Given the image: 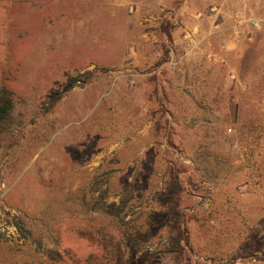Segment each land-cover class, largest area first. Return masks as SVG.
<instances>
[{
	"label": "rangeland",
	"instance_id": "obj_1",
	"mask_svg": "<svg viewBox=\"0 0 264 264\" xmlns=\"http://www.w3.org/2000/svg\"><path fill=\"white\" fill-rule=\"evenodd\" d=\"M2 86L15 108L0 135V264H187L139 262L160 238L134 254L94 208L133 184L141 236L179 169L189 264H264V0H0ZM18 217L65 257L23 238Z\"/></svg>",
	"mask_w": 264,
	"mask_h": 264
},
{
	"label": "trees",
	"instance_id": "obj_2",
	"mask_svg": "<svg viewBox=\"0 0 264 264\" xmlns=\"http://www.w3.org/2000/svg\"><path fill=\"white\" fill-rule=\"evenodd\" d=\"M166 52L168 53L169 49H167ZM96 73L97 71L93 70L86 71L77 76H72L60 87L52 90L48 95L47 100L49 108L54 107L62 99L65 93L78 85L82 79L91 80ZM14 108L15 100L12 90L5 86L0 87V135L11 128L14 122ZM181 172L182 170L180 169L172 172L166 189H162L163 191L157 193L161 195L158 197V205L157 207L150 208L147 215V221L153 220L154 222L147 223L145 220L146 223L144 222L142 225L143 227L140 230L141 236L136 238H133V236L129 234L128 226L130 221L127 220V217L130 214H132L137 208L142 207L141 198L137 195L133 184L128 185L120 192L119 201H108L107 196L104 195H101V198H97L96 200V206H94V208L107 218L113 220V222L117 223V233L119 238H122L125 241V244L130 247V250L134 252V254L138 251L136 245L142 246L144 241L149 243L155 237L160 238L157 242H152L154 245L152 253H146L144 256L139 257V262L152 261L153 258L158 255L167 254L174 256L178 260L185 261L187 264H189L192 259L188 250L190 242V230L188 226L189 215L183 204L185 186ZM14 224L23 233V238H27L35 243L37 249L42 251L43 254H47L52 261H58L65 257L61 251L54 248H49L48 252L45 253L48 245L52 244L56 247L60 245L59 236L49 239V237L42 232H40L39 235H36L34 229L28 227L26 222L19 217L15 218ZM108 236L113 238V235L107 233L105 239H107ZM112 246L113 247L110 248L111 251H116V247L118 249V245ZM106 247H109L108 244H106ZM69 260L74 262L71 258ZM39 264H42V261Z\"/></svg>",
	"mask_w": 264,
	"mask_h": 264
}]
</instances>
